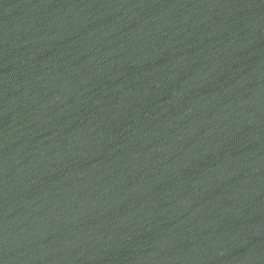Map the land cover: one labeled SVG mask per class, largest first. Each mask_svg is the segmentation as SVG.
I'll return each instance as SVG.
<instances>
[{"label":"water","instance_id":"obj_1","mask_svg":"<svg viewBox=\"0 0 264 264\" xmlns=\"http://www.w3.org/2000/svg\"><path fill=\"white\" fill-rule=\"evenodd\" d=\"M0 264H264V0H0Z\"/></svg>","mask_w":264,"mask_h":264}]
</instances>
